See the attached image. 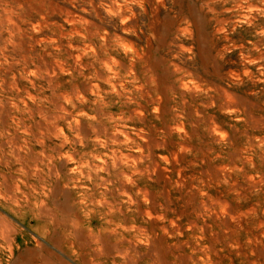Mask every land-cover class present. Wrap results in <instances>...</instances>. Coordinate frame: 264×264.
Returning <instances> with one entry per match:
<instances>
[{"label":"rangeland","instance_id":"rangeland-1","mask_svg":"<svg viewBox=\"0 0 264 264\" xmlns=\"http://www.w3.org/2000/svg\"><path fill=\"white\" fill-rule=\"evenodd\" d=\"M117 1L0 0V264H264V0Z\"/></svg>","mask_w":264,"mask_h":264},{"label":"bare ground","instance_id":"bare-ground-1","mask_svg":"<svg viewBox=\"0 0 264 264\" xmlns=\"http://www.w3.org/2000/svg\"><path fill=\"white\" fill-rule=\"evenodd\" d=\"M114 4H116L117 5V7H119V8H121V5H120V2L118 3V1L117 0H114ZM102 124V123H101ZM104 124V123H103ZM97 125V124H96ZM105 125V124H104ZM117 125V124H116ZM107 126V125H106ZM116 127V126H115ZM108 129V128H107ZM109 130V129H108ZM113 130V129H112ZM111 130V131H112ZM117 130H119L118 128H117ZM105 132V131H104ZM110 132V131H109ZM114 132V131H113ZM124 133V132H123ZM116 134V133H115ZM110 135V134H109ZM112 135H113V133H112ZM127 135V134H126ZM115 136V135H114ZM109 137V136H108ZM110 137H111V135H110ZM109 137V138H110ZM116 137V136H115ZM114 138V137H113ZM116 139V138H115ZM125 139V138H124ZM117 140V139H116ZM120 140V139H119ZM2 152V151H1ZM3 153V152H2ZM17 153V152H16ZM13 154V153H12ZM100 154V153H99ZM15 155V154H14ZM19 157V156H18ZM86 157V156H85ZM20 159V158H19ZM105 159V158H104ZM6 160V159H5ZM22 160V159H21ZM106 161H104L103 160V158L101 157V156H93V157H91V158H85V159H82L81 160V158L78 160V162H77V167H78V170H79V173L80 174H85L86 175V177L89 179V180H91L90 182H92V181H95V173H94V171L97 169V168H101V167H103L106 163H105ZM4 164V163H3ZM6 164H8L7 162H6ZM107 165V164H106ZM50 167V166H49ZM36 168V167H35ZM38 172H39V170H37ZM107 172H109V171H107ZM97 174V173H96ZM107 174V173H106ZM98 175V174H97ZM5 176V175H4ZM11 176V175H10ZM110 177V176H109ZM41 178V177H40ZM104 178H106V177H104ZM79 179V178H78ZM109 179V178H108ZM111 179V178H110ZM87 181V180H86ZM104 181V180H103ZM95 182H97V180L95 181ZM100 182H101V180H100ZM99 182V183H100ZM17 184V183H16ZM95 184V183H94ZM93 185V184H92ZM101 185V184H100ZM96 186V185H95ZM16 187V186H15ZM12 189V188H11ZM83 200V199H82ZM91 201H92V199H90ZM41 201H42V199H41ZM100 201V200H99ZM106 201V200H105ZM104 201V202H105ZM115 202V201H114ZM113 202V203H114ZM57 203V202H56ZM86 203V202H85ZM95 206V205H94ZM39 209V208H38ZM45 209V208H44ZM87 212V211H86ZM108 212H110V211H108ZM88 213V212H87ZM106 213H107V210H106ZM78 224V223H77ZM140 227V226H139ZM74 228H75V226H74ZM12 230V229H11ZM13 231V230H12ZM90 233V232H89ZM85 234V233H84ZM77 236V235H76ZM87 236V235H86ZM90 238H92V237H90ZM137 238V237H136ZM70 242V241H69ZM101 242V241H100ZM99 242V243H100ZM115 242V241H114ZM10 243V242H9ZM93 243V242H92ZM102 246V245H101ZM95 247V246H94ZM93 248V247H92ZM123 248V247H122ZM133 248V247H132ZM121 249V248H120ZM125 249V248H124ZM126 249H127V247H126ZM93 254V253H92ZM94 255H96L95 253H94ZM94 255H93V257H94ZM97 256V255H96ZM94 257L93 259H92V261H95V263H93V264H102L101 263V261L97 258V257ZM100 256V255H99ZM128 256V255H127ZM101 257V256H100ZM91 258V257H90ZM132 260V259H131ZM82 261V260H81ZM92 263V262H91ZM91 263H89V264H91ZM116 263V262H115ZM122 264V263H121Z\"/></svg>","mask_w":264,"mask_h":264},{"label":"clouds","instance_id":"clouds-1","mask_svg":"<svg viewBox=\"0 0 264 264\" xmlns=\"http://www.w3.org/2000/svg\"><path fill=\"white\" fill-rule=\"evenodd\" d=\"M112 15H117L118 13H111ZM128 50H130V49H128Z\"/></svg>","mask_w":264,"mask_h":264}]
</instances>
